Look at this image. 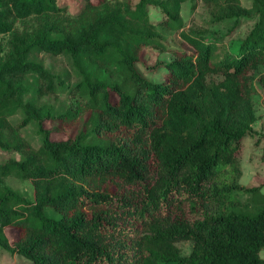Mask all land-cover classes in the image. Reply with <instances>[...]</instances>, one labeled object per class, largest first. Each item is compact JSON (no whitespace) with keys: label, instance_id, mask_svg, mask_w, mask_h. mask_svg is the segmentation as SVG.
I'll list each match as a JSON object with an SVG mask.
<instances>
[{"label":"trees","instance_id":"1","mask_svg":"<svg viewBox=\"0 0 264 264\" xmlns=\"http://www.w3.org/2000/svg\"><path fill=\"white\" fill-rule=\"evenodd\" d=\"M184 1L195 0H82L68 12L0 0V149L21 155L0 162L1 248L26 264H264V181L241 184L238 160L255 135L259 66L264 93V0H200L227 34L249 23L234 48L184 29ZM157 26L187 47L167 46ZM144 46L172 55L147 67H165L159 81L136 68ZM37 51L64 55L76 79L64 84ZM58 86L61 110L39 101ZM254 141L264 164V133ZM7 176L29 179L33 197Z\"/></svg>","mask_w":264,"mask_h":264},{"label":"rangeland","instance_id":"2","mask_svg":"<svg viewBox=\"0 0 264 264\" xmlns=\"http://www.w3.org/2000/svg\"><path fill=\"white\" fill-rule=\"evenodd\" d=\"M59 4L65 5L68 12H75L82 4V0H57ZM243 5H248L247 0H240ZM191 1H184L179 8V14L182 21V27L188 28H206L209 36L220 37L222 42L226 43L229 48H234L238 43L237 41L244 35L249 23L241 22L232 31H226V25H210L206 23L209 18V13L206 6L200 1L195 0L194 5ZM149 18L155 20L158 18L157 10L149 6L148 7ZM23 23L16 22V26L19 28ZM157 31L160 34L164 43L169 47H187L183 43L182 39L173 30H166L160 26H157ZM4 40V36H2ZM32 58L39 61L42 66L55 76L64 77V84L70 83L76 79L74 74L70 71L67 58L62 54L52 55L44 51H37L32 54ZM172 55L168 51H160L151 46H144L140 53V61L136 63L137 70L146 78L150 80H161L162 75L165 72V67L157 66L154 70L147 69L148 66L155 62H167L171 60ZM259 66L255 71V92L253 94V108L256 115L255 120L252 122V130L255 135L264 133V93L261 90V86L258 82L257 75L260 72ZM65 73H69L65 76ZM28 94H24L23 98L26 99ZM65 93L62 88L57 87L54 94L43 95L39 98V101H45L51 103L56 109L61 110L65 101ZM19 116H16L18 119ZM33 127L26 125L22 134L27 137L32 143L36 142L34 135H32ZM255 135L251 134L246 136L241 141V147L238 152V160L241 165V175L239 182L243 185H253L264 181V164L260 160L261 143H255ZM64 136L60 133H53L51 137L60 138ZM21 155L16 151H4L0 149V162L6 160L9 157L19 158ZM4 183L15 189L21 196L25 198L33 197L32 183L29 179H19L13 176H7L4 178ZM264 192V186L261 188ZM5 233L9 241H12L16 237V232L12 228H6ZM190 241L179 240L176 242L181 253L188 252L190 248ZM260 255L264 257V248L260 251ZM27 259L21 255L8 251L0 247V264H26Z\"/></svg>","mask_w":264,"mask_h":264}]
</instances>
